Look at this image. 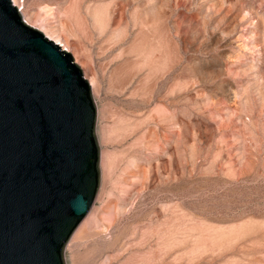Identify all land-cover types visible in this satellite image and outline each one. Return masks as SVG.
Returning <instances> with one entry per match:
<instances>
[{
	"label": "rangeland",
	"instance_id": "1",
	"mask_svg": "<svg viewBox=\"0 0 264 264\" xmlns=\"http://www.w3.org/2000/svg\"><path fill=\"white\" fill-rule=\"evenodd\" d=\"M19 5L93 85L100 185L65 264H264V0Z\"/></svg>",
	"mask_w": 264,
	"mask_h": 264
},
{
	"label": "water",
	"instance_id": "2",
	"mask_svg": "<svg viewBox=\"0 0 264 264\" xmlns=\"http://www.w3.org/2000/svg\"><path fill=\"white\" fill-rule=\"evenodd\" d=\"M96 120L71 54L0 0V264H65L99 190Z\"/></svg>",
	"mask_w": 264,
	"mask_h": 264
},
{
	"label": "bare ground",
	"instance_id": "3",
	"mask_svg": "<svg viewBox=\"0 0 264 264\" xmlns=\"http://www.w3.org/2000/svg\"><path fill=\"white\" fill-rule=\"evenodd\" d=\"M12 1V0H11ZM12 4L17 8V10H18V12H19V15L21 16V18H22V20H23V22L25 23V24H29L28 23V19H26V17H24V15H23V13H22V8L20 7L21 5H19V0H13L12 1ZM30 18H32V16L30 17ZM29 26V25H28ZM31 27V26H30ZM33 28V27H32ZM40 32H42V31H40ZM43 34H45V33H43ZM47 39H49V40H51V41H53L55 44H57L58 46H60V48L63 50V51H66V52H68V53H71V51H70V49L68 48V46H66L65 44H63V43H61L60 41H59V39L57 38V39H53V38H51V37H49V36H47V35H44ZM57 37V36H56ZM89 84H90V87L92 88L93 87V85H92V83H90L89 82Z\"/></svg>",
	"mask_w": 264,
	"mask_h": 264
}]
</instances>
